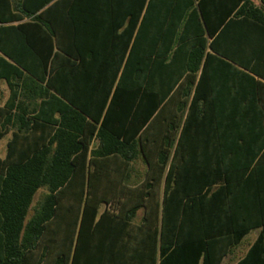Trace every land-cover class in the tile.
<instances>
[{
	"label": "trees",
	"instance_id": "1",
	"mask_svg": "<svg viewBox=\"0 0 264 264\" xmlns=\"http://www.w3.org/2000/svg\"><path fill=\"white\" fill-rule=\"evenodd\" d=\"M0 80V264H264V0H0Z\"/></svg>",
	"mask_w": 264,
	"mask_h": 264
},
{
	"label": "crops",
	"instance_id": "2",
	"mask_svg": "<svg viewBox=\"0 0 264 264\" xmlns=\"http://www.w3.org/2000/svg\"><path fill=\"white\" fill-rule=\"evenodd\" d=\"M9 96V88L4 80H0V105L2 106ZM11 138V132L7 133L0 139V158H4L7 150V142ZM258 235V230H253L249 232L244 238L242 244L238 247L232 249V252L229 253L221 264H234L236 263L248 250V248L253 244Z\"/></svg>",
	"mask_w": 264,
	"mask_h": 264
},
{
	"label": "rangeland",
	"instance_id": "3",
	"mask_svg": "<svg viewBox=\"0 0 264 264\" xmlns=\"http://www.w3.org/2000/svg\"><path fill=\"white\" fill-rule=\"evenodd\" d=\"M42 192H43V190L41 189V190L37 193L35 199L38 198Z\"/></svg>",
	"mask_w": 264,
	"mask_h": 264
}]
</instances>
